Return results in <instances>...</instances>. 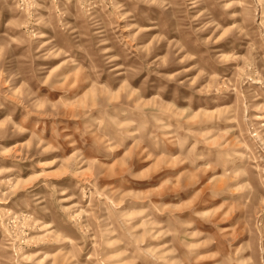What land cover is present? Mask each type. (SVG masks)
<instances>
[{"label": "rangeland", "instance_id": "374dc122", "mask_svg": "<svg viewBox=\"0 0 264 264\" xmlns=\"http://www.w3.org/2000/svg\"><path fill=\"white\" fill-rule=\"evenodd\" d=\"M0 264H264V0H0Z\"/></svg>", "mask_w": 264, "mask_h": 264}]
</instances>
